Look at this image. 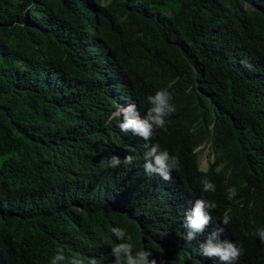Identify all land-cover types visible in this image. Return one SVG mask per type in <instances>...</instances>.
<instances>
[{"label": "trees", "instance_id": "obj_1", "mask_svg": "<svg viewBox=\"0 0 264 264\" xmlns=\"http://www.w3.org/2000/svg\"><path fill=\"white\" fill-rule=\"evenodd\" d=\"M162 88L177 110L156 142L180 164L165 185L137 159L108 166L114 103ZM203 140L215 192L194 171ZM196 199L240 264H264L243 212L264 224V0H0V264L110 259L113 227L157 264H199L180 238Z\"/></svg>", "mask_w": 264, "mask_h": 264}, {"label": "clouds", "instance_id": "obj_2", "mask_svg": "<svg viewBox=\"0 0 264 264\" xmlns=\"http://www.w3.org/2000/svg\"><path fill=\"white\" fill-rule=\"evenodd\" d=\"M246 66L250 67V65ZM172 101V93L162 88L149 95L146 103L139 104L141 103L139 99L135 100L128 95H123L114 103L108 123L116 119L118 133L115 135L123 144L113 151V156L108 160L109 167L118 168L122 164L128 166L137 159L136 164L144 165L145 172L156 174L164 185L173 179L174 170H179V157L170 155L167 149H161V145L156 142L160 135L165 134L169 117L177 110ZM157 129L159 132L155 133ZM203 147L212 156L205 168H201L198 162V151ZM209 147L210 142L203 140L193 148L195 153V169H193L198 174L196 179H200L202 190L215 192V185L204 178V172L212 167L213 161V153ZM236 195L235 187L227 189L229 200ZM253 205L254 203L246 204V210L243 211L247 215L245 221L249 223L245 231L252 233L264 243V224L254 223L251 219ZM215 207L213 202L204 199L195 200L191 209L185 214L183 223L186 233L182 231L183 235L180 238L186 244L182 247V251L188 259L199 264H240L243 248L223 233L218 221L212 220L210 210ZM230 222L231 216L226 212L222 216L221 224L226 226ZM111 232L118 243H113L110 248V259L103 260L96 256L85 260L73 259L71 264H157L155 259L149 258L151 251L145 250L144 241L133 243L132 236L122 227H113ZM160 251L162 252L163 249ZM63 261L65 256L62 251H58L51 264H62Z\"/></svg>", "mask_w": 264, "mask_h": 264}, {"label": "rangeland", "instance_id": "obj_3", "mask_svg": "<svg viewBox=\"0 0 264 264\" xmlns=\"http://www.w3.org/2000/svg\"><path fill=\"white\" fill-rule=\"evenodd\" d=\"M211 159L212 156L208 154L207 150L204 147L198 151V162L201 168L207 167Z\"/></svg>", "mask_w": 264, "mask_h": 264}]
</instances>
